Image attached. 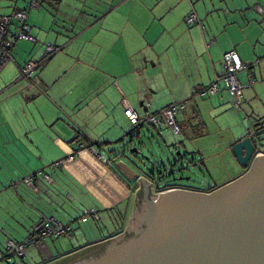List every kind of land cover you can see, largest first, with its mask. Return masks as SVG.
<instances>
[{
    "label": "crops",
    "instance_id": "obj_1",
    "mask_svg": "<svg viewBox=\"0 0 264 264\" xmlns=\"http://www.w3.org/2000/svg\"><path fill=\"white\" fill-rule=\"evenodd\" d=\"M6 1L0 16L24 12L36 42H15L0 70V260L7 241L25 240L43 218L81 222L73 208L79 200L91 197L97 218L135 202L138 183L117 170L119 161L102 155L133 133L126 107L143 117L183 103L176 120L183 136L177 135L227 138L228 154L255 121L264 120V0ZM192 13L199 23L189 25ZM47 44L60 50L34 72V81L27 80L23 66L39 62ZM230 51L245 65L259 61L238 75L245 89L236 111L223 82L215 96H199L222 76ZM214 145L210 158L224 148L217 139ZM70 155L74 160L66 163ZM11 169L20 176L12 179ZM31 176L29 187L24 179ZM91 212L85 215L96 221ZM85 232L96 239L99 231L89 226Z\"/></svg>",
    "mask_w": 264,
    "mask_h": 264
},
{
    "label": "water",
    "instance_id": "obj_2",
    "mask_svg": "<svg viewBox=\"0 0 264 264\" xmlns=\"http://www.w3.org/2000/svg\"><path fill=\"white\" fill-rule=\"evenodd\" d=\"M144 126H132L133 140H141ZM250 129L252 134L247 129L232 147L245 176L208 194L168 191L150 197L145 190L140 208L136 197L126 232L82 264H264V154H257L264 143V120ZM115 166L127 179L138 176L126 164ZM133 232L140 233L131 238Z\"/></svg>",
    "mask_w": 264,
    "mask_h": 264
},
{
    "label": "rangeland",
    "instance_id": "obj_3",
    "mask_svg": "<svg viewBox=\"0 0 264 264\" xmlns=\"http://www.w3.org/2000/svg\"><path fill=\"white\" fill-rule=\"evenodd\" d=\"M5 2L8 1L3 0L0 4ZM22 4L23 2L20 0L19 5ZM42 8H47V1L42 5ZM70 9L74 10L72 6H70ZM19 48L20 46L18 49ZM30 50L31 49L28 48L26 51L29 52ZM160 69H158V73L162 74ZM162 71H165V69L163 68ZM156 77L159 76L157 75ZM163 88L164 90L167 88L164 83ZM233 109L235 111L237 110L234 107ZM96 117L97 113L93 119ZM178 127L180 129L179 124ZM212 128L213 127L209 126L207 129L210 131ZM131 136H133V133L130 134V136L126 135L123 144H119L116 147L113 146L109 151L103 149V157L114 161L113 151H116V153L119 152V158L116 160L119 161V164H126L142 175L152 173L153 177L158 181L156 186L161 190L166 186L172 187L174 185L193 188L199 191L214 189L230 182L231 179L236 177V173L243 169L236 164L235 159H233L234 162L231 161L233 154L231 151H229V154L225 152V150H227V148L225 149V145H227L226 142H228L227 138H224L223 141L217 137H211L210 139L207 137L193 139L187 134L186 136L184 134V138H182L177 135V133H174L171 128L167 127L162 132H159L154 127L152 128L151 125H146L141 129V140L135 138L133 140ZM261 137L264 140V136L262 135ZM215 139H217V142L224 148L218 151L222 152L219 156L210 158L215 152L212 151L215 146ZM133 149H138L140 153L134 155L131 153ZM260 149H264V143L259 150ZM123 150L125 153L124 157L121 159L123 155L120 154H122ZM198 151H201L202 155L208 157V165L204 162L207 160H204L203 156ZM31 162L38 163V160H31ZM234 165L237 166V171L234 170ZM160 172H166L167 176L163 177L160 175ZM12 173V179L14 176L16 178L20 176L19 173L15 174L14 169ZM138 187L139 186H134V189L137 191ZM76 205H74L73 208L77 207L83 220L78 222V224L76 222L70 223L71 232H69V235L57 239L51 238L39 247L35 245L30 246L27 249L26 256L23 258L16 257L21 260H15V263L82 264L84 261L95 259L104 253L103 251L109 244V240L115 239L126 232L136 210L135 202H133L131 206L130 203L123 202L109 211L105 210L107 212H99L98 217L100 215V218L93 221L91 219L92 215H85L86 212H91V208L96 205L91 197H88L87 200H79ZM127 205H129V207ZM75 212H77L76 209ZM91 214H93V212H91ZM63 215H67L65 211ZM93 216L96 219L95 214H93ZM76 220L77 216H73V221ZM39 221L31 227L26 239L31 236L34 226ZM89 226L99 231L96 239H94L91 234L85 232L86 228ZM1 245H3V241ZM97 246L100 248L94 250L93 248ZM44 248H50L53 251V256L44 255ZM6 264L11 263L7 262Z\"/></svg>",
    "mask_w": 264,
    "mask_h": 264
},
{
    "label": "built area",
    "instance_id": "obj_4",
    "mask_svg": "<svg viewBox=\"0 0 264 264\" xmlns=\"http://www.w3.org/2000/svg\"><path fill=\"white\" fill-rule=\"evenodd\" d=\"M31 5L36 7L34 1L31 2ZM262 16L264 18V11ZM186 22L189 25L199 23L198 16L195 13H192L188 16ZM17 41L36 42V38L31 34V28L27 23V15L21 11H16L10 15L0 16V70L10 61L14 43ZM59 50L60 48L47 44L45 46L43 58L39 62H27L21 70L22 76L28 80L34 81V72L44 62L49 61ZM258 64L259 61L253 65H245L235 51L227 52L223 57L222 76L217 78V80L207 89L199 92V96L202 98L206 96H215L219 91V83L223 82L230 95L232 105L235 108H240L244 100L245 86L240 82L238 75L242 71H250L252 67ZM250 82H253L251 76ZM184 108L185 105L183 103L173 104L162 110L158 115L147 114L140 117L132 108L126 107L125 115L131 122L133 128L148 124L154 127L157 131L162 132L165 127H169L177 134L183 136L178 128L176 120L177 116L182 110H184ZM248 131L252 134L250 128H248ZM94 153L96 154V152ZM73 160L74 156L70 155L65 162L69 163ZM59 164L60 163L56 165ZM45 178L49 180L48 175H45ZM26 183L31 186L33 184V179H26ZM93 214H95V211H93ZM69 232H71V225L62 223L54 217L43 218L34 226L31 236L25 241H7L5 247L6 252L0 260V264H6L7 262L15 264V260H21L18 258L26 256L27 249L30 246L35 245L39 247L51 238L57 239L60 237H66L69 235Z\"/></svg>",
    "mask_w": 264,
    "mask_h": 264
},
{
    "label": "flooded vegetation",
    "instance_id": "obj_5",
    "mask_svg": "<svg viewBox=\"0 0 264 264\" xmlns=\"http://www.w3.org/2000/svg\"><path fill=\"white\" fill-rule=\"evenodd\" d=\"M257 154H264V149H260V150L258 149L257 150ZM117 170L120 172V170L118 168H117ZM246 172H247L246 170H243L242 174H240L238 177L234 178L230 182L224 184L223 186H226L227 184H230V183L236 181L237 179L245 176ZM120 173L122 174V172H120ZM160 175H162L163 177H166L167 176V173L166 172H162ZM142 178H144V180H146L148 186H144V184H143L144 182L142 183V181H141ZM129 180H134L139 185L138 190H140V191H138V190L136 191L135 190L136 197H137V200H138V203H139V208L141 207L140 202H139L140 201V196L147 189H148V192H149V196L152 197L153 195L155 196L157 194H161V193L168 192V191H173V192H176V193L183 192V193H192V194H208V193L214 192L215 190L223 187V186H220V187H216L214 189H210V190H206V191H199V190H195L193 188H188V187H184V186L174 185L172 187H167L166 186L164 189L161 190L158 186H156L158 184V181H156V179L153 177L152 173L146 174V175H142L141 173H138V176L137 177H134V179H129ZM137 195H139V196H137ZM95 216H97V215L95 214ZM145 229H147V226L145 224L142 226V228L140 227L141 232H143ZM137 233H140V232H136V233L133 232L132 235H131V238L132 237H135V236H138ZM98 248H100V247L97 246L96 248H93V249L95 250V249H98Z\"/></svg>",
    "mask_w": 264,
    "mask_h": 264
},
{
    "label": "trees",
    "instance_id": "obj_6",
    "mask_svg": "<svg viewBox=\"0 0 264 264\" xmlns=\"http://www.w3.org/2000/svg\"><path fill=\"white\" fill-rule=\"evenodd\" d=\"M47 62H44L42 65H45ZM34 177L35 176H31V177H27V178H25L24 179V183H26V179H28V178H32L33 179V183H34ZM26 185H28L27 183H26ZM33 185V184H32ZM29 186V185H28ZM29 187H32V186H29ZM55 218V217H54ZM5 247H6V245H5Z\"/></svg>",
    "mask_w": 264,
    "mask_h": 264
}]
</instances>
